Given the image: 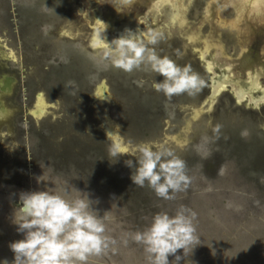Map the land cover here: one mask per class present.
Listing matches in <instances>:
<instances>
[{
  "label": "rangeland",
  "instance_id": "rangeland-1",
  "mask_svg": "<svg viewBox=\"0 0 264 264\" xmlns=\"http://www.w3.org/2000/svg\"><path fill=\"white\" fill-rule=\"evenodd\" d=\"M102 1L141 13L112 45L100 0H0L11 67L23 30L34 48L44 22L54 45L24 106L40 117L0 137V264H264V104L211 99L210 60L263 68L264 20L229 0Z\"/></svg>",
  "mask_w": 264,
  "mask_h": 264
},
{
  "label": "flooded vegetation",
  "instance_id": "flooded-vegetation-1",
  "mask_svg": "<svg viewBox=\"0 0 264 264\" xmlns=\"http://www.w3.org/2000/svg\"><path fill=\"white\" fill-rule=\"evenodd\" d=\"M53 3V0H51ZM144 3V0H142ZM149 4L156 1V0H148ZM159 5L160 2H155L153 6ZM147 6L143 5L142 9L146 10ZM99 11V18L104 19L107 22L106 30L101 29V31H105L106 39L108 41H112L109 45H112L116 40L117 37H121V31L125 27H132V32L135 30V27L139 26V16L141 13L139 12H132L126 10H119L117 11L111 2H104L100 0V5L98 8ZM70 13V11H68ZM48 22V21H46ZM98 22V21H97ZM95 23V25L97 24ZM32 31L35 34V41L33 47L26 42L24 39L25 35L28 34L29 30H23V35L21 38V47H22V56L20 58V62L16 63V67H11V58L5 56L3 53L7 51L6 47H0L3 50H0V137H2L1 133L6 132V134L11 137L12 133L20 132L23 135L25 134L24 125L28 121L27 117L30 119H35V117H40V109L41 106L38 107V111L35 113H29L24 107L29 102L30 93L32 92V85L37 88L40 84L38 80V73L39 71H47L48 66L46 65V61L49 60L46 56L49 50L54 47L52 41L48 42V37L45 36V29L46 23L40 22L38 25H35ZM96 29V28H95ZM94 29V31H95ZM96 32V31H95ZM111 32V33H110ZM131 32V33H132ZM138 31L136 30V34ZM110 33V34H109ZM50 35H56V31H49ZM114 34V35H113ZM136 37H139L136 35ZM43 39L45 43L41 49L37 45L38 40ZM113 39V40H112ZM52 40V39H51ZM96 42L103 43L102 40L98 37ZM1 46V45H0ZM94 45H91L93 48ZM36 49V50H34ZM219 62V63H218ZM221 61H217L214 63L220 66H224L225 64H220ZM231 66L236 68L239 67L240 69L236 71L237 77L241 78L243 83H247V78L244 73L253 72L255 75V71L260 70L264 73V67H260V63H257L255 59L245 55L244 60H235L230 61ZM241 62V63H239ZM213 65V64H212ZM262 65V64H261ZM212 67V66H211ZM213 69L218 70L219 68L214 67ZM223 69H227V67H223ZM247 71V72H246ZM250 76V77H249ZM248 76V81H252L251 75ZM263 79V78H262ZM24 80V81H23ZM214 81H216L214 79ZM235 81H238L237 78ZM211 85H212V78H211ZM264 85V84H262ZM215 86V85H214ZM260 86V83H259ZM230 87V86H229ZM33 88V89H34ZM231 89V87H230ZM232 90V89H231ZM231 90H228L229 94L231 95L233 101L238 104L237 97L235 93ZM213 93V89H211V95ZM26 95V96H25ZM28 96V97H27ZM43 95H40V98ZM248 105V102H246ZM12 128V132L9 134V128ZM10 128V129H11ZM19 128V129H18Z\"/></svg>",
  "mask_w": 264,
  "mask_h": 264
},
{
  "label": "bare ground",
  "instance_id": "bare-ground-1",
  "mask_svg": "<svg viewBox=\"0 0 264 264\" xmlns=\"http://www.w3.org/2000/svg\"><path fill=\"white\" fill-rule=\"evenodd\" d=\"M101 21L105 24L104 27L102 28L103 30H106L107 28V22L104 20V19H101ZM132 31V27H125L122 31H121V35L124 36L125 32L126 31ZM105 31H99L96 29V34H95V37L94 38H97L99 37L103 44L102 45H105V44H108L110 43V41H108V39H106V35H105ZM111 33V32H110ZM109 33V34H110ZM114 35V34H113ZM113 40V39H112ZM212 61V64H213V67H218L219 69L217 70V73H212V89H213V86L215 85L217 87V90L220 89L221 87H227V86H230L231 89L233 90V93L237 94L238 97L241 99V102L245 101V100H248V102L252 105H260L261 103L264 102V89L263 88V85L259 86V83H258V80L260 81L261 78H264V73L260 70H257L255 71V75H253V72H248V73H244V75L246 76L247 78V83H248V86L247 87H250V86H253V85H258L257 89H252L251 92L249 91L247 94H242L240 93L241 91V87L242 84H240L242 81L239 80V82H235V80L233 79V77L231 75H233V73H235V76L234 77H237V69L239 70L240 68L239 67H232L233 69L232 70H228V69H223V67H226L225 65L224 66H220L217 64L215 65L214 63H216L219 59H214V58H211L210 59ZM220 61V60H219ZM219 63V62H218ZM241 63V62H239ZM247 72V71H246ZM223 74V75H222ZM248 74L251 75V78H252V81H248ZM215 76V77H214ZM216 76H220L221 79H218ZM214 79L216 81H214ZM232 80H234L232 82ZM215 86H214V93L215 92ZM262 91V93H261ZM263 95V96H261ZM259 98V100H255Z\"/></svg>",
  "mask_w": 264,
  "mask_h": 264
},
{
  "label": "water",
  "instance_id": "water-1",
  "mask_svg": "<svg viewBox=\"0 0 264 264\" xmlns=\"http://www.w3.org/2000/svg\"><path fill=\"white\" fill-rule=\"evenodd\" d=\"M229 1H232L237 7H239L240 9H242L244 12H247V13H252V14H255L257 15L258 17L262 18L264 20V0H229ZM223 75V74H222ZM233 77L234 80H237L238 81H235V82H239V80L243 81L241 78L239 77H234L235 76V73H233V75H231ZM215 77V76H214ZM218 79H221L220 76H216ZM232 80V82L234 81ZM240 84H245V85H248V83H243L241 82ZM230 88V87H229ZM264 89V85H263V88ZM230 90V89H229ZM233 92V91H232ZM262 93V91H261ZM213 94H214V91H213ZM211 95V99H213V96L214 95ZM236 97H237V101H238V104H243L241 103V99L238 97L237 94H235ZM263 96V95H261ZM110 99V98H109ZM256 101L259 100V98L255 99ZM264 104L261 103L259 106L258 105H251L249 102H248V105L249 106H253V107H256V108H259L260 106H262ZM23 211L26 212V213H29L31 212V207L26 205L24 208H23Z\"/></svg>",
  "mask_w": 264,
  "mask_h": 264
}]
</instances>
